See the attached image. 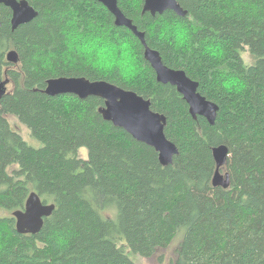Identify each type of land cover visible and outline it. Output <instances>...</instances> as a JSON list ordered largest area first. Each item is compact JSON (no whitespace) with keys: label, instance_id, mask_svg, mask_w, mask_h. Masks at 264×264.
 Masks as SVG:
<instances>
[{"label":"trees","instance_id":"obj_1","mask_svg":"<svg viewBox=\"0 0 264 264\" xmlns=\"http://www.w3.org/2000/svg\"><path fill=\"white\" fill-rule=\"evenodd\" d=\"M26 1L38 16L15 30L11 11L0 8V79L12 86L0 99V264H135L131 257L151 258L180 232L171 264H264V0H179L183 18L171 11L152 17L141 13L144 0H118L163 63L183 70L219 106L214 126L193 119L176 89L156 81L138 38L115 26L100 3ZM161 18L188 27L189 51L157 40L152 26ZM73 30L128 38L143 71L125 83L75 52L69 58L65 42ZM205 48L219 49V56ZM11 50L18 64L7 62ZM60 77L106 81L149 100L179 151L172 165L161 166L153 148L104 121L103 100L42 93L47 80ZM227 77L244 87L225 93L220 84ZM10 117L41 147L29 146ZM221 145L229 149L227 189L212 186V149ZM32 191L55 209L38 234L20 235L12 212L24 209ZM58 237L67 239L65 247Z\"/></svg>","mask_w":264,"mask_h":264},{"label":"water","instance_id":"obj_2","mask_svg":"<svg viewBox=\"0 0 264 264\" xmlns=\"http://www.w3.org/2000/svg\"><path fill=\"white\" fill-rule=\"evenodd\" d=\"M92 1L100 3L111 13L115 26L125 27L138 38L144 49V60L154 71L156 81L176 89L187 104L190 116L193 119L202 117L209 125L214 126L219 106L202 96L198 91L199 83L190 79L183 70L169 68L163 63L160 53L147 46L145 33L139 31L133 21L121 11L118 0ZM1 6L8 8L12 13V30L31 22L38 16V12L26 0H0ZM166 11H172L182 18L187 15V11L180 6L179 0H144L142 14L148 13L155 17ZM6 60L10 64H18L17 52L9 51ZM8 83L7 80L0 81V99L6 95ZM42 93L49 97L74 95L80 100L90 97L99 98L103 100V106L98 110L103 120L122 129L135 141L153 148L158 154L161 166L172 165L174 157L179 154L176 145L164 134L166 117L153 112L151 102L133 91L125 90L106 81H90L84 77H60L47 80ZM212 157L215 163L212 186L229 188L230 176L228 172H223L229 157L228 147L221 145L213 148ZM54 209V204H43L38 194L32 191L26 200L24 209L12 212V217L16 222V232L20 235L38 234L43 227L44 219L49 218Z\"/></svg>","mask_w":264,"mask_h":264},{"label":"clouds","instance_id":"obj_3","mask_svg":"<svg viewBox=\"0 0 264 264\" xmlns=\"http://www.w3.org/2000/svg\"><path fill=\"white\" fill-rule=\"evenodd\" d=\"M158 31L156 38L163 44H170L176 50H190L191 34L188 27L179 21L165 20L161 18L156 22ZM152 28L150 27L149 31ZM66 55L75 52L83 62L104 75L118 74L125 83H131L135 77L143 71V67L136 54L135 45L128 38L119 36L109 37L107 31L101 30L98 34L81 36L73 30L66 39ZM204 51L214 57L219 56V49L205 48ZM44 66H47L45 64ZM220 87L225 93L240 91L244 85L234 77H227L222 80ZM66 104L70 98L66 97ZM83 113H78L82 117ZM57 246L65 247L68 243L64 237L57 238Z\"/></svg>","mask_w":264,"mask_h":264},{"label":"rangeland","instance_id":"obj_4","mask_svg":"<svg viewBox=\"0 0 264 264\" xmlns=\"http://www.w3.org/2000/svg\"><path fill=\"white\" fill-rule=\"evenodd\" d=\"M247 62H249V58L245 56ZM7 91L11 90V84L8 83ZM9 123L12 129L17 132L22 139L33 148H40L41 143L34 139L26 126L20 123L15 117L9 118ZM80 155L85 158V152L81 151ZM225 172V171H223ZM5 214V213H4ZM2 215V214H1ZM182 232H180L175 239L172 241L171 245L162 250H158L151 258H140V257H131V260L135 264H171L176 258V249L181 242Z\"/></svg>","mask_w":264,"mask_h":264},{"label":"flooded vegetation","instance_id":"obj_5","mask_svg":"<svg viewBox=\"0 0 264 264\" xmlns=\"http://www.w3.org/2000/svg\"><path fill=\"white\" fill-rule=\"evenodd\" d=\"M143 4H144V2H143ZM119 5V4H118ZM2 7V6H1ZM0 7V8H1ZM120 8V7H119ZM142 8H143V6H142ZM172 12V11H171ZM141 13H142V11H141ZM11 16H12V13H11ZM153 17V16H152ZM10 24H11V18H10ZM5 80H7L8 81V79H6V78H4V79H0V81H5ZM9 82V81H8ZM10 84V83H9ZM9 91H7V93H8ZM6 93V94H7Z\"/></svg>","mask_w":264,"mask_h":264}]
</instances>
